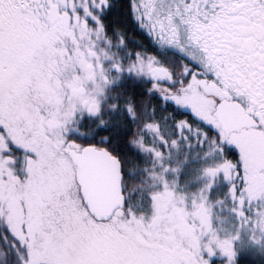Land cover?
<instances>
[{"label": "snow or ice", "instance_id": "6c2138e0", "mask_svg": "<svg viewBox=\"0 0 264 264\" xmlns=\"http://www.w3.org/2000/svg\"><path fill=\"white\" fill-rule=\"evenodd\" d=\"M180 148L207 181L195 192L170 162ZM261 249L264 0H0L2 264Z\"/></svg>", "mask_w": 264, "mask_h": 264}, {"label": "flooded vegetation", "instance_id": "af4514ba", "mask_svg": "<svg viewBox=\"0 0 264 264\" xmlns=\"http://www.w3.org/2000/svg\"><path fill=\"white\" fill-rule=\"evenodd\" d=\"M187 150L184 148H180L178 150H174L171 154V163L174 165L177 164L176 162L185 161V155ZM187 160L188 163H184V167L180 173L182 177L183 174L186 175L187 181H184L182 185H184L183 190L185 192H195L197 191L204 183H206V179H198L197 177L200 175L195 162L193 161V153L187 152ZM186 167V170H185ZM185 170L184 173H182ZM227 190V184L222 180V178H218L213 186L210 188L208 196L212 195V192L216 193H223Z\"/></svg>", "mask_w": 264, "mask_h": 264}, {"label": "trees", "instance_id": "16d2710c", "mask_svg": "<svg viewBox=\"0 0 264 264\" xmlns=\"http://www.w3.org/2000/svg\"><path fill=\"white\" fill-rule=\"evenodd\" d=\"M170 162H171V158H170ZM176 163L177 164H175V165L179 166L181 169L184 167V162L180 163L179 161H177ZM185 170H186V167H185ZM185 170L182 173H184ZM180 180H181V184H183L184 181H187L186 175L183 174L182 177L180 176ZM226 191L223 193L212 192V195L208 196L209 200L215 201L217 198H223L225 196ZM227 207H228L227 202H225V205L213 208L214 224L219 223L220 222L219 219L221 217H223V219H224L226 214L229 218L228 219L229 222H232L231 217L227 211ZM222 235H225V233L222 232ZM241 247H249L248 236L241 237L240 241L237 244V248H241ZM0 264H2V258H0ZM237 264H264V249H261L260 251L253 250L252 252H250L247 255L238 254Z\"/></svg>", "mask_w": 264, "mask_h": 264}, {"label": "rangeland", "instance_id": "374dc122", "mask_svg": "<svg viewBox=\"0 0 264 264\" xmlns=\"http://www.w3.org/2000/svg\"><path fill=\"white\" fill-rule=\"evenodd\" d=\"M228 216L227 214L225 215L224 219L223 217H221L219 220V223L215 224V227H217L218 229H222L224 231H222L223 233H225V236L230 234V230H229V225L231 224V222H229L228 220ZM259 236V234H257ZM243 236H247V234H242L241 237ZM241 239V238H240Z\"/></svg>", "mask_w": 264, "mask_h": 264}]
</instances>
